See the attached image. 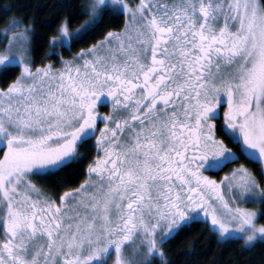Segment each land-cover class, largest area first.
Returning <instances> with one entry per match:
<instances>
[{
    "label": "snow or ice",
    "instance_id": "snow-or-ice-1",
    "mask_svg": "<svg viewBox=\"0 0 264 264\" xmlns=\"http://www.w3.org/2000/svg\"><path fill=\"white\" fill-rule=\"evenodd\" d=\"M24 19L0 29V264H168L194 223L264 243V0H81L42 37Z\"/></svg>",
    "mask_w": 264,
    "mask_h": 264
},
{
    "label": "trees",
    "instance_id": "trees-1",
    "mask_svg": "<svg viewBox=\"0 0 264 264\" xmlns=\"http://www.w3.org/2000/svg\"><path fill=\"white\" fill-rule=\"evenodd\" d=\"M69 3L78 5L81 0H0V29L4 28L6 18L27 17L23 21L25 24L30 23L34 18L40 22L35 25V29L38 36L42 37L47 33L41 27V23L49 19L57 9L61 8V5ZM8 5L12 7L10 10L5 11V6ZM75 10L77 9L72 11ZM63 14L68 15L69 12H64ZM82 19L83 17L73 19L72 26H78ZM118 23V20L112 21L110 26H115ZM34 43L38 49H41L35 53L36 61L39 63L43 52L46 51V46L41 45L40 39H36ZM82 46H84L82 43L78 45V47ZM64 55L67 57L68 53L65 52ZM101 110L106 111L104 108ZM229 146L232 147V145ZM81 151H88L87 146H81ZM240 163L247 162L241 158ZM247 166L254 169V165L250 163ZM64 174L70 177L65 182L66 186L75 187L82 179V176H76L70 172H65ZM34 179L40 187L51 191L48 184L38 178ZM242 244V241L238 242L235 240H229L226 243H217L215 240H209L208 235L203 233V225L194 223L175 238L168 240L162 247L165 249V258L168 264H264V243L257 242L255 246L248 248H243Z\"/></svg>",
    "mask_w": 264,
    "mask_h": 264
},
{
    "label": "rangeland",
    "instance_id": "rangeland-1",
    "mask_svg": "<svg viewBox=\"0 0 264 264\" xmlns=\"http://www.w3.org/2000/svg\"><path fill=\"white\" fill-rule=\"evenodd\" d=\"M233 167V166H232ZM227 171V170H226ZM210 175H213V176H215L217 179L219 178V176H221V175H223V172L222 173H215L214 172V174H210ZM248 207H254V205H251V204H249V205H247Z\"/></svg>",
    "mask_w": 264,
    "mask_h": 264
},
{
    "label": "flooded vegetation",
    "instance_id": "flooded-vegetation-1",
    "mask_svg": "<svg viewBox=\"0 0 264 264\" xmlns=\"http://www.w3.org/2000/svg\"><path fill=\"white\" fill-rule=\"evenodd\" d=\"M101 111H102V110H101ZM233 150L235 151V149H234V148H233ZM237 162H239V163H240V162H241V160H239V161H237ZM237 162H236V163H237ZM232 166L234 167V166H235V164H230V165H228V166H227V167L224 169V171H226V170L230 169ZM213 173H214V172H213Z\"/></svg>",
    "mask_w": 264,
    "mask_h": 264
}]
</instances>
